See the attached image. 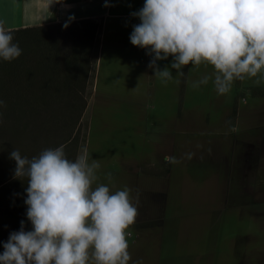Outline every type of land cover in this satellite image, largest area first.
<instances>
[{
    "label": "rangeland",
    "instance_id": "rangeland-1",
    "mask_svg": "<svg viewBox=\"0 0 264 264\" xmlns=\"http://www.w3.org/2000/svg\"><path fill=\"white\" fill-rule=\"evenodd\" d=\"M143 4L125 0L120 12ZM139 23L104 18L78 150L100 164L97 183L131 189L129 264H264V81L237 80L223 95L212 80L194 89L213 68L177 76L169 56L157 61L172 72L165 85L130 43Z\"/></svg>",
    "mask_w": 264,
    "mask_h": 264
},
{
    "label": "clouds",
    "instance_id": "clouds-1",
    "mask_svg": "<svg viewBox=\"0 0 264 264\" xmlns=\"http://www.w3.org/2000/svg\"><path fill=\"white\" fill-rule=\"evenodd\" d=\"M53 2L60 0L48 5ZM131 15L140 23L133 25L130 43L147 50L148 67L165 85L173 75L157 61L169 56L177 76L189 64L213 68L211 75L192 82L194 89L212 80L223 95L237 80L264 81V0H144ZM13 39L0 21V60L11 62L22 54ZM10 158L16 163L14 176L27 178L24 203L32 230L25 231L20 222L19 231L3 243L0 264H129L128 229L138 216L131 189L112 191L97 183L100 164L89 162L86 148L74 160L67 158L64 145L31 159L14 149ZM107 178L111 182L112 174Z\"/></svg>",
    "mask_w": 264,
    "mask_h": 264
},
{
    "label": "trees",
    "instance_id": "trees-1",
    "mask_svg": "<svg viewBox=\"0 0 264 264\" xmlns=\"http://www.w3.org/2000/svg\"><path fill=\"white\" fill-rule=\"evenodd\" d=\"M67 22L66 28L62 22L11 29L22 54L0 60V254L21 221L25 231L32 230L24 203L27 178L14 176L10 153L18 149L31 159L64 145L68 159L78 155L103 19Z\"/></svg>",
    "mask_w": 264,
    "mask_h": 264
},
{
    "label": "crops",
    "instance_id": "crops-1",
    "mask_svg": "<svg viewBox=\"0 0 264 264\" xmlns=\"http://www.w3.org/2000/svg\"><path fill=\"white\" fill-rule=\"evenodd\" d=\"M50 2L51 0H0V21H3L8 29H17L67 22L69 16H74L75 19L72 21L102 18L104 25L106 16L119 18L131 14L120 12L125 0L114 8L112 0H108L107 7H105V0H60L48 5ZM100 38L101 34L99 41ZM99 48L100 43L98 50ZM95 68L96 66L93 81L96 76Z\"/></svg>",
    "mask_w": 264,
    "mask_h": 264
}]
</instances>
